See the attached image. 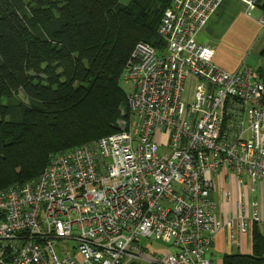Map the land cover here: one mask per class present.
I'll list each match as a JSON object with an SVG mask.
<instances>
[{"label": "built area", "instance_id": "built-area-1", "mask_svg": "<svg viewBox=\"0 0 264 264\" xmlns=\"http://www.w3.org/2000/svg\"><path fill=\"white\" fill-rule=\"evenodd\" d=\"M224 1L172 0L165 48L136 45L121 79L126 130L0 191V264H214L220 232L238 242L264 225V80L217 67L197 41Z\"/></svg>", "mask_w": 264, "mask_h": 264}, {"label": "trees", "instance_id": "trees-1", "mask_svg": "<svg viewBox=\"0 0 264 264\" xmlns=\"http://www.w3.org/2000/svg\"><path fill=\"white\" fill-rule=\"evenodd\" d=\"M171 4L0 0V191L37 180L53 155L118 132L126 63L139 42L165 48L159 28ZM252 243L223 264H264L256 225Z\"/></svg>", "mask_w": 264, "mask_h": 264}, {"label": "crops", "instance_id": "crops-1", "mask_svg": "<svg viewBox=\"0 0 264 264\" xmlns=\"http://www.w3.org/2000/svg\"><path fill=\"white\" fill-rule=\"evenodd\" d=\"M263 16L264 8L261 6L249 9L240 0H225L202 30L203 39L198 41V36L197 41L214 47H212L214 49L213 61L217 67L228 72H235L242 66H248L241 62L247 59L250 50L254 49L260 37L259 52L264 59V26L261 23ZM232 52L233 56L230 60ZM249 67L258 72L264 80V65L258 64L257 68L253 65ZM240 191L241 189L236 186L235 196L237 198H239ZM220 196L218 195L219 199H221ZM256 226L264 234V225ZM231 236L230 228L229 230L224 229L216 236L213 249L209 254L214 264H223V258L228 254L252 253L253 231L251 234H240L238 242H234Z\"/></svg>", "mask_w": 264, "mask_h": 264}, {"label": "rangeland", "instance_id": "rangeland-1", "mask_svg": "<svg viewBox=\"0 0 264 264\" xmlns=\"http://www.w3.org/2000/svg\"><path fill=\"white\" fill-rule=\"evenodd\" d=\"M120 1L122 3H124V4H128L130 2V0H120ZM198 36H199L198 37V41H201V39H203V37H204V33L201 31ZM260 38L257 41L256 45L254 46V49L252 51L250 50L247 59L245 61H242L241 63H244V65H248V66L249 65L250 66L253 65L256 68H257L258 64H260V66L264 65V59L261 57L260 52H259V44L258 43L260 42ZM160 44H161V42H160ZM154 45L158 47L159 42L158 43H154ZM211 47H213V46H211ZM161 48H163V46ZM161 48H159V49H161ZM229 52H231V51H229ZM232 56H233V52L230 53V57H231L230 60L232 59ZM121 87L123 88V90H127L126 87L122 83H121ZM19 98L22 101H24V99H25L23 95L20 96ZM122 112L123 113H122L121 119L118 122V130H117L118 132L119 131H124V130L127 129V126L125 124L126 123V121H125V115L128 116V110H125V107H123ZM151 243H152V248L154 250H157V249H166V250L173 251V249L171 247H169L167 244H164V243H162L160 241H152Z\"/></svg>", "mask_w": 264, "mask_h": 264}]
</instances>
